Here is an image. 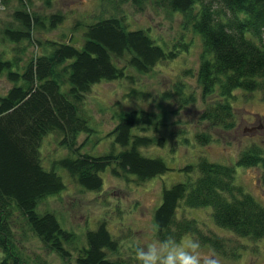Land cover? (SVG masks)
Masks as SVG:
<instances>
[{"label": "trees", "instance_id": "trees-1", "mask_svg": "<svg viewBox=\"0 0 264 264\" xmlns=\"http://www.w3.org/2000/svg\"><path fill=\"white\" fill-rule=\"evenodd\" d=\"M11 1L0 0V5L7 6ZM51 1L47 0L49 6ZM20 2L12 21L0 29V45L4 46L0 52V81L9 87L7 95L0 98V264H31L15 241L12 225L20 216L44 248L63 260L131 264L108 255L117 253L120 245L107 222L88 231L82 243L75 233L61 226L55 214L37 211L47 197L66 189L58 168L90 191L103 188L101 174L107 169L114 177L139 185L170 171L162 158H150L142 152L144 148L164 147L170 140L163 132L169 126L165 118L151 109L117 112L116 124L107 134L113 139L108 152L98 156L82 152L87 141L78 145L80 135L95 131L85 108L87 95L103 81L128 79L134 83L128 69L148 74L160 63L177 59L198 39L199 65L195 71L187 68L183 72L185 77L195 75L201 87L205 108L198 119L212 128L234 130L237 92L259 91L264 97V0H99L104 4L100 13L93 20H77L72 28L74 35L81 33L80 39L74 35L69 39V35L64 40L45 41L35 40L33 34L57 29L65 15L32 13ZM126 4L139 12L152 5L181 15L180 32L185 31V35L178 36L171 47L159 46L149 30L130 29L132 23L119 12ZM83 27L85 30H80ZM31 46L37 53L29 54ZM178 85L176 94L182 96L179 104L183 107L195 102L194 96L185 95L186 85ZM127 96L145 99L148 93L134 86ZM164 96L171 95L166 92ZM257 118L261 121L256 127L260 128L264 118ZM50 134L62 138L60 146L70 155L47 170L40 150ZM197 138L206 145L213 143L209 148L217 145L210 133H199ZM237 157L235 165L201 158L197 165L182 169L187 175L185 182L163 189L162 203L154 215L158 241L171 246L192 235L202 245L223 252L224 238L216 233L203 234L199 216L181 217L182 207L185 215L211 207L217 227L254 242L264 239V207L236 184V166H261L259 181L264 189V145L254 142ZM196 170L198 175L193 176ZM39 262L37 258L35 263Z\"/></svg>", "mask_w": 264, "mask_h": 264}, {"label": "rangeland", "instance_id": "rangeland-1", "mask_svg": "<svg viewBox=\"0 0 264 264\" xmlns=\"http://www.w3.org/2000/svg\"><path fill=\"white\" fill-rule=\"evenodd\" d=\"M22 1L32 13L65 15L64 22L57 29L33 34L35 40L43 41L64 40L63 37L69 35L70 39L74 35L72 28L77 20L83 22H86L85 19L93 20L104 7L99 0H52L50 6L47 0ZM20 4V0H12L7 6L0 5V29L12 21V15L21 6ZM108 11L110 14L114 13L111 9ZM119 12L126 15L128 22L132 23L131 30H149L150 36L156 39L161 47H164V44L171 47L178 36L185 35V31L180 32L183 18L179 14L171 15L152 5L139 12L131 4L123 5ZM79 35L81 33H76L74 36L80 39ZM74 45L81 47L82 44ZM3 48L4 46L0 45V52ZM165 49L168 50L167 47ZM28 51L30 55L33 52L37 53V49L32 46ZM200 53L201 43L196 39L188 51H182L175 60L160 63L148 74L128 69L130 75L135 77L134 83L128 79L103 81L94 86L86 97L85 108L91 114H88L90 126L95 131L80 135L78 145L87 141L82 152L94 156L108 152L113 139L107 134L116 124L117 112L151 109L165 118L169 126L163 132L170 137V140L164 147L144 148L142 152L150 158H162L170 171L139 185L134 181L128 182L116 178L111 174L110 169H107L101 174L103 188L100 191H90L76 184L66 170L58 168L56 171L63 178L66 189L60 194L47 197L40 203L37 211L40 214H55L61 226L75 233L82 243L85 242V234L88 231H95L101 222H107L109 231L120 245L117 253L108 252V255L112 259L124 260L131 264H264V239L254 242L217 227L211 207L194 210L186 215L187 211H183L182 207L179 215L199 216L203 234L216 233L224 238L223 252H215L210 246L202 245L200 240L192 235L185 236L180 243L171 246L161 243L156 237L157 226L154 215L162 203L163 189L187 180L186 173L182 171L185 166L197 165L201 158L235 165L241 150L254 142L264 145V121L260 123V128L256 127L261 121L257 116L264 118L262 92H237L239 97L235 101L237 127L234 130L212 128L207 121H199L198 114L205 108L201 87L195 75L185 77L183 72L187 68L194 71L197 69ZM180 83L186 85L185 95L194 96L195 102H189L183 107L179 104L182 96L176 94L175 88L177 89ZM134 86L137 90L146 91L148 96L145 99L139 96H129V98L127 95ZM8 88L4 81H0V98L7 95ZM166 92L171 96L162 97ZM203 132L212 134L217 145L209 148L208 146L213 143L203 144L197 138L198 134ZM57 138L60 140L58 141ZM61 140L58 135L52 134L44 139L40 151L45 169L51 170L55 161L70 155L60 146ZM209 149L213 150L214 154ZM210 153L218 160L211 158ZM236 154L237 156H233ZM262 172L261 166L251 168L236 166V184L243 187L245 192L251 194L264 207V189L259 181ZM197 175L196 170L193 176ZM17 216L19 214H16ZM12 226L16 245L31 264H36L37 258L40 259V264L43 262L76 264L75 258L63 260L55 253H49L21 216L16 218ZM1 257L2 253L0 259Z\"/></svg>", "mask_w": 264, "mask_h": 264}]
</instances>
